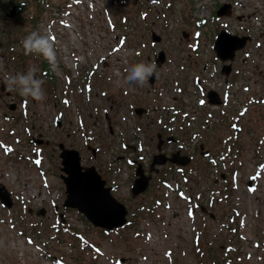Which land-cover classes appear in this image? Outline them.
<instances>
[{
  "label": "rangeland",
  "instance_id": "1",
  "mask_svg": "<svg viewBox=\"0 0 264 264\" xmlns=\"http://www.w3.org/2000/svg\"><path fill=\"white\" fill-rule=\"evenodd\" d=\"M52 1L34 23L51 34L60 70L45 76L44 56L30 54L27 69H36L45 99L29 100L30 115L17 122L0 107V185L13 199L11 207L0 200V264H264V0ZM224 2L233 14L218 17ZM248 27L254 38L225 85L216 35ZM161 49L154 83L127 81ZM208 85L219 95L228 88L231 98L209 106ZM158 133L167 155L180 144L193 157L185 167L160 166L133 196L129 158L147 172ZM171 136L177 140L166 142ZM61 142L117 183L112 193L128 209L127 224L106 230L63 206ZM87 145L99 149L97 158Z\"/></svg>",
  "mask_w": 264,
  "mask_h": 264
},
{
  "label": "water",
  "instance_id": "2",
  "mask_svg": "<svg viewBox=\"0 0 264 264\" xmlns=\"http://www.w3.org/2000/svg\"><path fill=\"white\" fill-rule=\"evenodd\" d=\"M216 15L218 17L232 15V4L230 2L222 3L216 10ZM242 17L243 16L240 15L238 19L240 20ZM151 35L152 41H161V36L155 31H152ZM250 38V35L240 36L232 34L226 29H221L216 35L213 49L216 56L223 63L221 72L225 75L226 81H228V76L232 70V62L236 52L244 48ZM165 58V51L163 49L159 50L155 57L157 67L162 66ZM156 77L157 74L151 76L149 78L150 83H154ZM206 97L211 104H220L222 102L220 95L215 90H208ZM134 110L138 115H142L143 112H146V108L142 106H137ZM56 124L60 125L59 116L56 118ZM157 137V151L154 153L149 163L148 172L145 171L141 162H136L135 177L131 186L133 196H137L147 189L153 172H158L160 166L164 165L167 161L182 166L190 162V156L182 155L179 150L173 152L171 155H167L163 152L162 143L164 139L161 133H158ZM171 138L172 137H168L167 139ZM33 141L37 144H42L44 139L34 138ZM59 148L62 170L61 177L64 181L66 192L63 206L76 208L93 225L106 230H112L127 224L128 209L126 205L114 196L112 187L106 185V179L102 177L95 165H84L82 163L80 151L74 147H68L61 142L59 143ZM221 177H225L224 173L221 174ZM247 185L249 187L252 186L251 179H249ZM0 200L7 207H11L13 204V199L9 190L2 184L0 185ZM200 208L204 212H209L207 207L203 204L200 205ZM42 213L44 214V211H42ZM210 215L214 216L213 213H210ZM60 216L62 217L63 213H61Z\"/></svg>",
  "mask_w": 264,
  "mask_h": 264
},
{
  "label": "flooded vegetation",
  "instance_id": "3",
  "mask_svg": "<svg viewBox=\"0 0 264 264\" xmlns=\"http://www.w3.org/2000/svg\"><path fill=\"white\" fill-rule=\"evenodd\" d=\"M52 2V0H0V107H2L1 105H4L6 108H8L10 115L15 122L20 120L19 117L24 119V117L27 118L28 115H30L29 100L34 99H32L31 97L21 96L18 90H9V88L4 83V77L7 74H26L28 72L29 68L27 69L28 63L26 62V58L28 59L30 54H25L21 41L31 32L38 31V28L35 26L39 25V22H37V24L34 23V20L36 18V11L39 13L41 9L44 10L50 7ZM234 74L232 72L230 73L228 81L225 80V77L223 78L226 84L230 80H233ZM197 81H199V79H197ZM4 114L8 115V111L5 110ZM230 125L233 126L234 123L231 122ZM27 132L29 133V129H27ZM171 137V139H167L168 137H166V142H175L177 140L176 137ZM164 144H162V147L164 146ZM87 146L92 151L93 155L91 156V158H97L99 149L90 145ZM177 147L178 148L176 149V151L179 150L182 155H190L191 158L193 157V155H191L189 151L188 154L187 152L182 150V146L180 144H178ZM196 149H199L201 153L203 152V154L205 155H208L211 152L209 148L206 149L203 143H199ZM174 151H171L170 153H168V155L172 154ZM153 155L154 154L152 153V157ZM120 156L121 158L123 157V155ZM129 160L134 165H136V162H138L137 159L129 158ZM92 162L94 161L92 160ZM165 164L185 167L179 164L171 163L169 161H167ZM148 170L149 164L147 166V172ZM103 176L105 175L103 174ZM105 177L106 185H110L112 187V191L117 189V183H115L108 174Z\"/></svg>",
  "mask_w": 264,
  "mask_h": 264
},
{
  "label": "clouds",
  "instance_id": "4",
  "mask_svg": "<svg viewBox=\"0 0 264 264\" xmlns=\"http://www.w3.org/2000/svg\"><path fill=\"white\" fill-rule=\"evenodd\" d=\"M25 54H42L49 63L56 60V49L51 34L41 35L38 31H33L21 41ZM36 69L30 68L28 72L7 74L4 83L11 91H19L23 97H31L36 101L45 99L43 81L36 78ZM157 74L155 62H139L129 71L126 79L128 82L143 86L151 76Z\"/></svg>",
  "mask_w": 264,
  "mask_h": 264
},
{
  "label": "trees",
  "instance_id": "5",
  "mask_svg": "<svg viewBox=\"0 0 264 264\" xmlns=\"http://www.w3.org/2000/svg\"><path fill=\"white\" fill-rule=\"evenodd\" d=\"M41 69H42V73L47 76V77H54L55 75L53 74V72L51 71V69L49 68V64L47 63L46 59H44L41 62ZM49 75V76H48ZM236 220V218L234 217V221ZM237 223V222H235ZM60 224H63V219L60 222ZM237 232V231H236ZM218 261H213V264H217Z\"/></svg>",
  "mask_w": 264,
  "mask_h": 264
},
{
  "label": "built area",
  "instance_id": "6",
  "mask_svg": "<svg viewBox=\"0 0 264 264\" xmlns=\"http://www.w3.org/2000/svg\"><path fill=\"white\" fill-rule=\"evenodd\" d=\"M232 31V30H231ZM232 32H235V31H232ZM54 47H55V45H54ZM59 59H58V55H57V53H56V60L53 62V63H49V61L47 60V63L49 64V67H50V69L52 68V70H54V71H56V72H59V70H60V68H59V65H60V63H59V61H58ZM210 85V84H209ZM211 88H215V87H212V86H210ZM216 89H218V88H216ZM216 107H218V106H216Z\"/></svg>",
  "mask_w": 264,
  "mask_h": 264
},
{
  "label": "snow or ice",
  "instance_id": "7",
  "mask_svg": "<svg viewBox=\"0 0 264 264\" xmlns=\"http://www.w3.org/2000/svg\"><path fill=\"white\" fill-rule=\"evenodd\" d=\"M189 215H191V213H189Z\"/></svg>",
  "mask_w": 264,
  "mask_h": 264
}]
</instances>
